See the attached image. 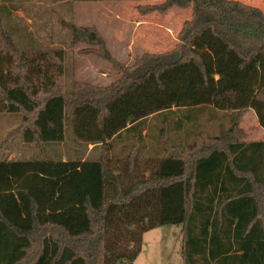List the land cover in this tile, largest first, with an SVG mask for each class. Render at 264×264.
<instances>
[{"label":"trees","instance_id":"16d2710c","mask_svg":"<svg viewBox=\"0 0 264 264\" xmlns=\"http://www.w3.org/2000/svg\"><path fill=\"white\" fill-rule=\"evenodd\" d=\"M158 1L140 12L192 9L178 34L181 58L146 53L127 67L95 26L72 24V44H86L82 52L122 76L106 86L76 81L68 91L64 50L25 46L2 7L0 112L24 114L16 132L27 143L63 142L71 123L75 140L98 153L0 158V264H58L66 250L62 264H135L143 234L163 225L181 227L183 264H264V141L240 138L248 110L264 126V9L242 0ZM174 108L183 111L177 120ZM207 108L236 112L231 127L205 134ZM151 116L165 124L143 156ZM184 127L180 145L169 129L182 137ZM130 134L139 144L112 157ZM158 145L165 155L155 154Z\"/></svg>","mask_w":264,"mask_h":264},{"label":"rangeland","instance_id":"374dc122","mask_svg":"<svg viewBox=\"0 0 264 264\" xmlns=\"http://www.w3.org/2000/svg\"><path fill=\"white\" fill-rule=\"evenodd\" d=\"M242 1L264 9V0ZM162 3L158 0H0V14L3 17L5 13L3 6L8 5L11 8L14 30L18 31L15 34L25 46H28L29 41L32 40L31 44L44 49L64 50L65 73L62 84L63 89L68 91L76 81L106 86L122 76V72H119L113 63L103 59L100 55L82 52L81 49L86 48V44H72V24L95 26L104 37L112 54L127 67L134 65L136 60L146 53L173 51L175 58L178 57L179 53H182L178 34L183 23L192 17V9L173 7L165 13L153 11L142 14L140 12L142 6L146 10H151L155 5ZM203 110V115L199 120L200 130L213 136L220 135L223 130L231 127L233 115L236 113L216 110L211 112L210 108ZM23 116V113L0 112V148L2 147L0 158L19 160L63 158L67 160L79 157L85 159L89 155H97L98 152L90 153L91 145L88 146L75 140L71 123H67L63 142L33 144L25 142L16 132L23 124ZM149 122L150 134L153 137H146L147 146L145 145L146 147L141 152L143 156L148 155L152 149H148V146H152L155 137L159 135L165 124L162 118H152ZM240 125L246 132V136L241 134V139L245 141L264 139V126L260 125L254 110L250 109L243 114ZM186 129L187 127H184L183 131L185 132ZM175 131V128L169 129V135L177 141L174 138ZM135 136L125 135L124 140L118 142L112 157L122 153L124 147L132 142L139 144ZM6 138L7 141H5ZM178 144L184 145L185 143L181 144L178 141ZM154 150L156 155H165L163 148L159 145L154 147ZM113 164L118 168L121 167L119 162L114 161ZM115 170L119 173L118 169ZM10 232L12 240L13 238L20 239L28 244V239ZM53 246L55 247L54 244ZM181 249L180 226L156 227L143 234L142 251L135 260V264H183ZM70 255L71 251L66 250L58 264H62Z\"/></svg>","mask_w":264,"mask_h":264},{"label":"crops","instance_id":"0c3cea01","mask_svg":"<svg viewBox=\"0 0 264 264\" xmlns=\"http://www.w3.org/2000/svg\"><path fill=\"white\" fill-rule=\"evenodd\" d=\"M175 109V113H174V115H172V118H174V120L176 119H179V116H181L182 115V110H180V109H177V108H174ZM152 118H154V119H156L154 116L152 117H150L149 118V120H148V124L150 123L149 121H150V119H152ZM261 125V124H260ZM149 126H150V124H149ZM262 126V125H261ZM147 130V129H146ZM144 131L143 133L144 134H146L147 133V131ZM175 136H174V138H176L177 139V141H180L181 139H183V141L186 139V136H185V132L183 131V132H180L181 133V135H182V137L180 136V135H178V133L175 131ZM170 136V135H169ZM173 141H176V140H174L172 137H170ZM256 140H260V141H264V139L262 138V139H256ZM256 140H250V141H256ZM91 145V150H92V148L94 147V145H92V144H90ZM89 145V146H90ZM150 147V146H149ZM90 150V151H91Z\"/></svg>","mask_w":264,"mask_h":264},{"label":"water","instance_id":"95a60500","mask_svg":"<svg viewBox=\"0 0 264 264\" xmlns=\"http://www.w3.org/2000/svg\"><path fill=\"white\" fill-rule=\"evenodd\" d=\"M181 56H182V53L180 52L178 57L181 58Z\"/></svg>","mask_w":264,"mask_h":264}]
</instances>
